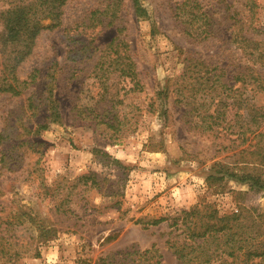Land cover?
I'll use <instances>...</instances> for the list:
<instances>
[{
    "label": "rangeland",
    "instance_id": "374dc122",
    "mask_svg": "<svg viewBox=\"0 0 264 264\" xmlns=\"http://www.w3.org/2000/svg\"><path fill=\"white\" fill-rule=\"evenodd\" d=\"M181 1L141 0L140 18L121 0L110 25L102 16L93 25L104 1L68 0L59 27L43 21L20 63L19 47L0 45V72L6 64L28 83L19 96L0 94V264H97L151 247L160 264H178L167 224L150 221L197 204L221 214L263 205L258 194L237 198L246 187L236 181L206 185L213 164L253 151V136L241 145L236 120L231 135L193 121L221 104L228 123L243 116L241 100L264 109V0L252 10L243 0H197L206 38L198 25L186 33ZM7 7L0 1V13ZM113 40L139 90L110 65Z\"/></svg>",
    "mask_w": 264,
    "mask_h": 264
},
{
    "label": "trees",
    "instance_id": "16d2710c",
    "mask_svg": "<svg viewBox=\"0 0 264 264\" xmlns=\"http://www.w3.org/2000/svg\"><path fill=\"white\" fill-rule=\"evenodd\" d=\"M6 1L8 7L0 13L2 26L0 45L19 47L13 62L20 63L31 53L35 39L44 29L41 25L43 21L49 22L46 29L54 30L59 27L61 9L68 0ZM103 1L105 8L93 12L92 18L89 19L90 22L94 20L93 25L101 24V16L108 19L107 25L117 18L121 0ZM243 1L250 10L255 7L253 0ZM130 3L136 16L147 17L141 0H130ZM175 12L188 30H186L188 35H191V30L197 25L199 29H202L200 34H203L204 38L211 35L208 17L201 10L197 0H182L177 3ZM119 47L120 45H114V40L110 43L109 48L115 52L113 54L116 56L110 65H114L120 76L131 81L134 90H139L134 64L126 54L118 55ZM124 47L127 48L126 45ZM10 71L11 77L5 76L7 72L10 75ZM14 72L15 68L9 70L6 64L1 69L0 94L19 96L27 87L28 83L18 81ZM242 82L247 84L248 81L245 79ZM221 87L226 89L224 85ZM220 107L225 106L220 104L215 115L206 112L202 116L197 115L193 125L202 133H211L216 127L224 124L222 131L231 135L235 127L231 121L236 120L238 131L234 140H240L242 145L248 140L246 136L251 135L255 143L252 146L253 151L249 154H246V150L239 153L243 158L242 162L213 164L210 175L206 178V185L212 188L215 184L222 183L220 190H224V183L227 180L236 181L246 187L245 192H233L237 198L251 193L261 195L264 201V131L262 130L264 109L255 108L248 101L241 100L239 107L244 111L243 116L238 117V114L234 112L228 123H224L226 109L222 110ZM231 107L233 108V103ZM55 115L58 116V112ZM41 129L45 130L46 127ZM162 223H166L169 229L165 246L176 258L178 264H264V203L262 206H240L231 213L223 214L210 203L197 204L181 209L172 216L152 220L149 225L158 226ZM41 230L46 231L43 228ZM160 260L161 256L154 247L143 251L132 248L100 258L97 264H160Z\"/></svg>",
    "mask_w": 264,
    "mask_h": 264
}]
</instances>
